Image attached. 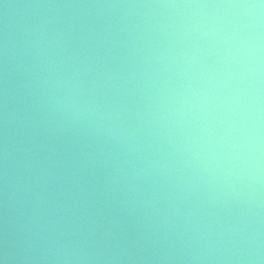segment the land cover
Segmentation results:
<instances>
[{
  "label": "clouds",
  "instance_id": "clouds-1",
  "mask_svg": "<svg viewBox=\"0 0 264 264\" xmlns=\"http://www.w3.org/2000/svg\"><path fill=\"white\" fill-rule=\"evenodd\" d=\"M0 264H264V0H0Z\"/></svg>",
  "mask_w": 264,
  "mask_h": 264
}]
</instances>
